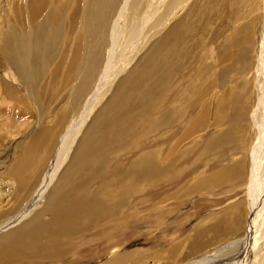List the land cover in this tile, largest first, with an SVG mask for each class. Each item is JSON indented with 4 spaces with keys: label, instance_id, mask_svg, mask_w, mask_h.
I'll return each mask as SVG.
<instances>
[{
    "label": "bare ground",
    "instance_id": "1",
    "mask_svg": "<svg viewBox=\"0 0 264 264\" xmlns=\"http://www.w3.org/2000/svg\"><path fill=\"white\" fill-rule=\"evenodd\" d=\"M203 1L202 6V3L196 4L194 0H150L146 7L148 21L143 22L141 18L135 17L132 21L133 33L128 36H125L121 22L124 0L14 1L10 15L16 28L13 30L16 41L8 42L3 32L0 52L28 50V91L32 89L34 80L30 62L36 58L41 74L47 72L45 76L43 75L42 88L45 85L46 87L41 90V96L54 97L55 92L64 82L75 80L77 87L72 97L82 103L80 111L76 114L80 116L79 120L74 121L78 130L82 129L84 119H89L88 116L92 114L87 134L85 133L81 144L74 148L73 158L63 167L60 175L76 166L79 171L78 178L85 181L86 176L83 171L86 165L83 162L89 161L92 171L95 169V163L98 165L95 169L96 175H107L118 179L119 185L102 183L97 192L98 196L93 197L86 193L85 186L81 185L78 189L75 185L72 194L55 197L51 203L55 205L54 207L41 210L42 208H39L42 201L46 199L49 200L48 203L52 201V195H46L44 188L51 184L60 168L58 159L55 158L44 171L41 177L43 182L28 205L26 204L21 212L12 216L13 218L0 222V232L2 231L0 234L8 233L9 228L15 224L21 225L22 221L34 214L29 223L12 230L3 238L0 237V264H80L81 260L86 258H90L87 260L89 262L98 255L101 257L105 253L115 251L117 254L112 260H107V263L134 262L141 256L142 250L124 252L120 250L123 245L134 243L138 239L136 236H142L145 229L151 234L152 232L158 233L159 236L163 234L162 239L166 241L176 239L185 225L179 223V227L173 229L170 235L169 228L164 225L178 218L181 222L187 219L189 215L184 209L190 204L193 205L192 208L198 205L197 201L188 200V197H193L194 193H199V196L208 195L213 188L221 184L224 173L219 170L213 174L205 173L203 176L201 164L190 166L197 154V152L193 153L194 148H169L164 153L152 156L150 163L143 159L147 153L163 145L168 133L174 128H181V124L188 133L200 126L204 127L205 123L208 125L212 112L208 99L210 92L219 90L222 82L228 84L231 80L225 75V68H218L212 48L205 44L210 32L211 19L205 16L214 14L222 0ZM233 1V8L241 5L240 15L232 23L233 30L238 26L239 30H243L240 22L242 14H255L257 0H248L246 3L242 0ZM198 19L201 23L196 27ZM187 20L188 27H186ZM75 26L79 29V31L75 30L80 34L81 43L77 41L76 36L75 43L72 41L73 46L68 47L66 41L68 43L70 32ZM194 30L198 33L203 31L202 35L199 36ZM186 31L190 37L189 59L193 58L191 55L198 50L203 51V59L210 58L204 68L206 80H209L204 92L202 79L195 77V68H190L183 74H180L177 68L181 60L186 63L185 47L179 41ZM19 36H25L27 40L19 43L17 40ZM130 44H133V47L130 48ZM254 46L255 42L251 44L249 39L238 41L235 43L238 50L236 62L231 64L223 60V64L227 67L238 65L240 71L246 72L243 81L240 78L239 84H230L233 103L239 107L233 105L229 116L235 114V111L243 110L237 119L239 121L237 125L242 129L241 133L236 131L237 126L229 130L223 129L231 127L234 122L229 120L221 124V119L223 117V121L225 120L224 113L229 108L223 107L225 104L220 103L222 114H216L210 121L212 128L211 125L207 127L208 131L211 130L210 134L206 133L203 138L196 139L199 142L203 141L205 148H209L210 151H217V165L226 157L224 146L227 150H241L246 145L249 146L250 172L244 186V193L251 201L247 232L244 238L227 244L221 250H217L216 254L213 252L214 254L201 256L195 262L187 264H264V236L262 237L264 208L260 196L264 193V20L261 27V44L255 56L256 62L254 61L252 65L251 50L253 51ZM50 52L53 54L50 55ZM64 55L67 58L65 62H63ZM22 62H24L23 58L12 60L16 68ZM168 64L172 66L171 76L165 71ZM62 65H64L63 70ZM63 71L62 75L60 72ZM59 73L63 78L61 82L58 80L57 84ZM250 74L251 79L248 76ZM255 80L257 100L252 108L249 100ZM53 84H57L56 90ZM100 124L107 127V131L100 132L98 127ZM218 124L220 125L217 126ZM248 128L257 132L251 144L246 142L249 138ZM235 133L239 134L241 139L238 144L237 140L230 149L228 142L230 138H234ZM90 137H93V143L84 146ZM139 138L142 140L138 141ZM185 140L186 138H182L181 141ZM66 141L64 139L62 142L63 149ZM73 141L72 144L71 140L68 141L71 146ZM113 143L122 147L132 144L133 148L129 149L128 157L120 163L111 161L112 156L101 158L100 146L112 149ZM67 153L68 151L63 155ZM58 154L61 158L62 154L59 151ZM240 163V159L237 158L234 162V174L237 173V164ZM107 164L109 168L104 171L101 166ZM134 164L137 167L130 168ZM22 166H24L23 160H18L13 172L20 167L22 170ZM184 172L189 177L186 183ZM193 175H197L195 182ZM32 176L28 175V181L32 180ZM182 182L189 188L171 190L172 196L167 195L169 189L163 192L164 186L169 188L172 183L179 185ZM62 183L64 180L60 178L57 184ZM155 187L158 190L155 196L149 199L150 188ZM78 190L80 193L84 192L83 195L77 193ZM85 196L90 197L80 205L77 197ZM46 213L51 215V219L42 223L41 219ZM222 228L195 227L193 231L196 233L194 232L191 238L193 240L190 247L195 249L200 247V250H203L209 243L222 237L221 233L225 231ZM33 230L34 234H32ZM148 235L141 237L142 241L145 240L142 246L148 244V249H143L145 253L151 251L150 243L154 240ZM80 243L83 247L76 249L74 246ZM99 243L104 247H96ZM194 243L198 245L193 246ZM165 244L170 245L168 242ZM170 246L157 256V264H183L178 260V245ZM145 259L142 260L143 264Z\"/></svg>",
    "mask_w": 264,
    "mask_h": 264
},
{
    "label": "rangeland",
    "instance_id": "2",
    "mask_svg": "<svg viewBox=\"0 0 264 264\" xmlns=\"http://www.w3.org/2000/svg\"><path fill=\"white\" fill-rule=\"evenodd\" d=\"M14 1L15 0H0V47L2 46L1 43L3 39L2 36L3 32L5 33L6 40L8 42L16 41V37L13 32V30H16V28L10 15L11 10L14 8L12 7ZM149 1L150 0H124V10H123V15L121 16V22L123 23L125 36H128L133 33L132 21L135 19V17L141 18L143 22L148 21V16L146 14V7ZM194 1L196 4L202 3V6L204 5L203 0H194ZM242 2L246 3L248 2V0H242ZM256 2L257 3L254 10V12L256 11L255 14L253 15H247L246 13L242 14L243 16L241 18L242 21L240 22L243 30H239V26L236 27L235 30H233L232 23L235 20V18L240 15L239 8L241 6L239 5L237 8H233L232 7V4L234 3L233 0H222L221 5L218 6L214 14L205 16V18H211L210 32L208 35V39L205 41V44L206 46L212 48L214 56L217 59L218 68L221 67L225 68L226 71L225 75L228 76V79H231L230 82H228V84L226 82H222V84L219 85V87L221 86L219 90H212L210 92L208 99L210 100L211 103L210 106L212 107V112L208 120V125H211L210 121H212V119L216 114L221 113V108H220L221 105L219 106V104L223 103L225 104L223 105V107H227L229 109L227 110L226 113H224L226 118L223 121V117H222L221 124H224L226 121L229 120L234 122L233 123L234 126L232 125L229 128H223V129L229 130L237 126L236 131H239L241 133L242 129L238 127L237 122L239 124V121H237V119L238 116L242 114L243 110L235 111V114L233 113V115L229 116L230 109L232 108L233 105L239 107V105L233 103L231 96L232 86L230 84L231 83L239 84L238 81L240 80V78L241 81L244 80V77L246 76V72L240 71L238 65L227 67L226 65L223 64V60H227L231 64L235 63L238 57V50L235 47V43L238 41L243 42L244 39H249L251 40V44L252 42H255L254 49L253 51L251 50L252 57L254 58V59L252 58V65L254 64V61L256 59L255 56H257L258 54L259 46L261 44V27L263 25V20H264V14H263L264 0H257ZM203 13L204 15L206 14L204 11ZM200 23L201 21L198 19L196 21V27H199ZM10 24H12V26ZM188 26H189V21L187 20L186 27ZM75 29L79 31V29L76 26L74 27L73 30L71 29L72 31L70 32L71 34L70 39L68 40V43L66 41V45L69 44L68 47L73 46V44L75 43L76 36H77L76 38L77 41H80L81 43L80 34ZM194 32L196 34H199V36H201L203 31L201 33H198L197 30H194ZM199 36L198 35L196 36L197 40L199 39ZM17 40L19 43H22L27 40V37L19 36ZM72 41L74 43H72ZM179 41L181 45L185 47L184 56L186 58V63H184V60H181L177 65L178 71L180 74H183L186 73L190 68H195V77H197L198 79H202L203 82L202 91L204 92L205 86L209 82V80H206V73L204 71V68L206 64H208V62L210 61V58L207 57V59H203V55H204L203 51L198 50L191 55L193 58L190 57L189 59L190 37L187 34V31L180 37ZM131 47H133V44H130V48ZM52 54L53 53L50 52V55ZM199 57L201 59H197ZM14 58H18V59L23 58L24 62H22L21 65L18 68H16L12 64V60ZM66 60L67 58L64 55L63 62H65ZM30 64H31L30 70L32 71L31 73L34 76V80H33L32 89L28 91V50H18L13 53L0 52V222L12 216L14 217L15 214H18L25 208V205L31 201L30 199H33V196L35 195L38 188L41 186L43 182L41 177L44 171L55 158L58 159V165H60V168L56 173V175L53 177L51 184H49L47 187L44 188L46 191V195L47 194L52 195V201L49 203H48L49 201L48 199L42 201L40 204L41 207L39 208V209L42 208L41 210H46V208L54 207L55 205H52L51 203L53 202L55 197L60 198L72 194L75 191V185L77 186L78 189L80 188L81 185L85 186V188L87 189L86 193L90 194L91 197L98 196L97 192L99 190V186L102 183H114L117 186L119 185L118 179H114L113 177H109L107 175H103V176L96 175L95 169L98 167V165L95 163V169L92 171L90 168L91 162L89 161L83 162L86 165V169L83 171L84 175L86 176L85 181H82L78 178L79 171L77 170L76 166L72 167L68 172L60 175L63 167L67 163H69V161H71L70 159L73 158L74 148L79 144H81L84 136L87 134L89 130L88 126L90 125V118L92 114L88 116L90 117L89 119L87 118L84 119L85 121H83L82 129L78 130L74 121L79 120L80 116L76 114L78 111H80L82 103L74 100L72 97L77 87V83L75 82V80H67L66 82H64L55 92L54 97H52V95L50 97L41 96L42 95L40 93L42 92L41 90H44L46 87V85L44 84L45 87L42 88V85L44 83L43 77L45 76V74H47V72L41 74L42 72L39 69V65L37 64L36 58L32 59ZM63 68L64 65H62V70ZM165 71L169 76H171L172 66L168 64L165 68ZM250 71L252 72V70ZM60 73L63 75L64 71L63 73L62 72ZM60 73L58 74V78L56 81L57 84L59 83V81L61 82L63 78V76ZM112 74H114V72H112ZM66 75L67 77L69 76L68 69L66 71ZM248 76L249 79H251L250 77H252V75L250 74ZM50 77L51 76H49V78ZM55 80L56 79H54V81ZM56 85L53 84L55 90L57 89ZM252 86L254 88L252 90L249 101L251 102L252 104L251 107L253 108L254 102H256L257 100V96H256L257 94L255 92L256 80L254 85ZM223 93H226V95L225 94L223 95ZM114 116H116V114H114ZM182 125L183 124L180 125L181 128L172 129L166 137L167 138L166 142L163 145H161L158 149L150 153H147L143 157V159L146 160V162L150 163L152 156L158 153H164L169 148L172 149L175 147H182L184 149L194 148L193 153L197 152V154L194 162L190 166L201 164L203 176H205L204 175L205 173L213 174L214 172L219 170L220 172L224 173L222 177L223 178L222 182L219 186L211 190L210 192L211 195L209 193L208 195L199 196L198 195L199 193L198 194L194 193L193 197L192 196L188 197V200L190 199L191 201H197L198 205H195L192 208L193 205L190 204L184 209V211L188 212L189 216H187V219H183V222H181L180 218H178L177 220H174L173 222H169L167 225H164V227L169 228L168 230L169 235L170 233H172L173 229L179 227L178 226L179 223H183L185 225L184 228L180 231V234L178 233L179 235H177L176 239H173L172 241H166L162 239L163 234H161L162 236H159L158 233L155 232H152L153 234H151L145 229L144 230L145 232L142 233V236L144 235L143 237H145L146 235L149 234L148 237L154 239L151 240L150 243V247L152 248L150 252L145 253V251L143 250V249H148V244H146L145 247L142 246L145 240L142 241L143 239H141L142 236L140 235L136 236V238L138 239H136L134 243L131 242L128 243V245H123L120 250L124 252L130 250L131 251L142 250L141 256L137 257L139 261L135 259L134 262L129 261L127 264H131V263L143 264L142 260H144V258H146L144 264H154V263L157 264L158 261L157 256L160 254V252H163L165 249L170 248L171 244L178 245L179 247V250L177 252V255L179 256L178 260L183 262V264L193 263L196 261L197 258H200L201 256H205L210 253L214 254L213 252H215L216 254L217 250H221L227 244L234 242L238 239L241 240L246 235L248 228L247 226H248L249 210L251 207L250 198L244 193L245 192L244 186L247 182L248 174L250 172L249 160H251V158L248 155L249 146L244 145L245 146L244 149L241 150H236V149L227 150L226 146H224L226 157L221 163L217 165V160H216L218 159L217 151L216 150L210 151L209 148H205L203 141L199 142V140H196L197 138H201V137L203 138L204 135H206V133L210 134L209 131L211 130L208 131L207 123L204 124V127L201 128L200 126V128L189 133L185 131L184 128H182ZM219 125L220 124H218L217 126ZM98 127L100 129V132H105L108 129L107 127H104L103 124H100ZM248 131H249V135H248L249 138L246 139V142H249L251 144L255 140V136L257 132H254L253 130L251 131L249 128ZM233 137L234 138L232 139L230 138L228 142V147L230 149L231 146L235 144L237 140H238L237 141L238 144L241 139V137H239V134H236ZM235 137L238 139H235ZM182 138H186V140L182 142L181 141ZM64 139L65 141L66 140L67 141L65 142V146L63 149L62 142L64 141ZM70 140H71L70 142L71 144L72 141L74 140L72 146L68 142ZM141 140H142L141 138L138 139V141ZM100 142L102 141L100 140ZM92 143H93V137H90L84 146ZM131 146L132 144H130V146L122 147L119 146L117 143L112 144V149L100 146L102 149L101 158H103L104 156L110 158V156H112L111 161L115 163H120L128 157L129 149L133 148ZM61 148L63 149V151L60 150ZM201 149H204V151H201ZM58 151L62 154L61 155L62 159L60 158L59 156L60 154H58ZM67 151L68 153L66 155H63ZM234 151L236 152L234 153ZM226 158L229 159V160L227 159L228 162ZM237 158L240 159L241 163L237 164L238 171L236 174H234V168H235L234 162L237 160ZM18 160L20 161L23 160L24 166H22V170L20 167L13 172V168L15 167L16 162ZM135 167H137L136 164L130 166V168H135ZM101 168L104 171H106L109 168V165L107 164L101 166ZM186 172H184V177H186L185 183L186 180L187 181L189 180V177L186 175ZM28 175L30 176L33 175L31 181H28ZM60 178L64 180V183L59 185L57 184V181ZM196 179H197V175H193L194 182L196 181ZM175 181H173V183ZM238 182H240V184ZM173 183L169 186V188H166L164 186L163 192L169 189L170 192L167 195L171 194L172 196L173 192L171 190H175V189L179 190L180 188L187 189L186 187L189 188L188 185L184 186L183 182L180 183L179 185L177 183L176 185ZM175 186L177 187L175 188ZM155 188H150V192L148 193L150 195L148 196L149 199L150 198L152 199L153 196H155L156 190H158V188L156 189ZM203 192H205L204 189ZM77 193L83 195L84 192L80 193L78 190ZM90 196L77 197V200H79V203L81 205L84 202V200L86 201L87 197ZM260 196L262 197L263 200L262 204L264 208V193H262ZM177 198L180 199L179 196H177ZM148 205L149 204H147V206ZM147 206L145 208H147ZM197 206L199 207V209H197ZM33 216L34 214L31 215L28 219L22 221L21 225L15 224L11 228H9L8 233H11L12 230H17L19 227H22L23 225L29 223L33 218ZM185 216L186 214L183 217L185 218ZM49 219H51V215L49 213H46L41 219V222L46 223L47 221H50ZM214 226H218L220 228L224 227L222 229L225 231L224 233H221L222 237H220V239L215 240L212 243H209L208 246L205 247L203 250H200L201 249L200 247H196V249L194 247H190V243L193 240L191 238L196 233L195 231H193L195 227L209 228ZM258 229L260 228L258 227ZM32 232H33L32 234H34V230ZM8 233L3 232L4 235L0 234V237L3 238ZM263 236H264V232H262V237ZM166 242L170 243V245L169 244L166 245L165 244ZM197 245H198L197 243L193 244V246H197ZM74 247L76 249H79L83 247V244L80 243V245H76ZM96 247L102 248L104 246L99 243ZM194 250L196 251L194 252ZM154 251L157 252L154 253ZM143 253H145V255ZM115 254H117L116 251L113 253H105V255L101 257L100 255H98L96 256L97 259L93 258L94 260L89 262H87V260L90 258H86L84 260H81L80 264H109L107 263V260L108 261L112 260ZM263 258H264V254H263ZM110 264H117V263L113 262Z\"/></svg>",
    "mask_w": 264,
    "mask_h": 264
}]
</instances>
